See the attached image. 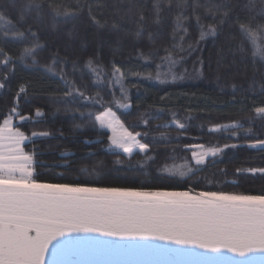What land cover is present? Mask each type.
Instances as JSON below:
<instances>
[{
	"label": "trees",
	"instance_id": "trees-1",
	"mask_svg": "<svg viewBox=\"0 0 264 264\" xmlns=\"http://www.w3.org/2000/svg\"><path fill=\"white\" fill-rule=\"evenodd\" d=\"M25 2L0 0V12L15 26L12 31H24L31 24L44 48L37 56L39 63L36 65L30 59L26 64L17 62L6 68L0 65V78L8 76L5 88L0 89V119L13 106L18 90L23 86L26 91L18 98L19 111L30 119L19 122L15 118L14 122L29 135L33 131L51 134L32 137V142L26 144V150L33 146L37 149L38 179L51 183L91 182L108 187L264 194V173L243 171L264 168V150L260 146L255 149L248 146L256 139L264 140V117L254 111L256 107L264 106V62L253 60L247 44L245 51L238 50L242 37L237 23L238 19L246 22L253 17V23H264V16L258 14L260 0H256L254 8L249 6L248 0H225L228 15L223 18L222 25L219 24L221 13H216L213 20L212 13L207 11L221 0H199V6L194 0H187L184 8L177 7L176 0H160L158 23L156 0H80L81 5H91V13L85 6L75 15L57 17L55 28L52 27L49 0H42V22L34 21V10L20 22L19 12ZM51 2L73 10L77 7V0ZM141 13L143 21L140 20ZM178 15L187 18L183 23L187 32L183 29L174 32ZM197 15L202 24L215 23L218 30L216 36L195 44L199 34ZM138 24L143 25L139 36L136 35ZM190 44L195 45L191 51L188 50ZM0 47L15 58L24 44L9 35L0 42ZM165 49L171 51L172 58L177 61L175 65L164 59L168 54ZM57 51L61 57H68L65 71L69 81L74 80L81 90L87 85L85 94L88 96L99 92L101 103L112 107L129 131L148 134L140 139L149 144L146 155L154 157L153 160L141 166L136 162L144 160L145 154L134 149L131 161L121 154L119 158L124 163H114L117 156L109 148L110 132L100 129L98 123L93 125L87 116L89 111L102 113L104 107L79 100L65 103L64 83L43 70L42 65L49 62L50 53ZM90 57L109 73L113 61L124 71V87L131 103L129 109L121 110L108 103L113 92L120 97L118 85H107L110 75L102 76V86H93L95 77L85 66ZM74 60L77 61L75 71L71 63ZM12 67L15 71L9 73ZM169 71L177 79L173 81L169 75L162 83L163 74ZM157 72L162 74L161 80L155 78ZM68 107L79 111H65ZM37 109L42 116L35 115ZM81 112L85 116L81 117ZM157 112L160 113L158 116ZM141 114L148 119L147 125H143ZM173 114L187 126L186 131L170 124ZM154 116L156 118H150ZM235 121L242 127L210 130L214 125ZM77 124L83 127H75ZM133 124L140 126L132 127ZM164 124L170 126L158 127ZM161 133L166 134L167 139L161 137ZM198 144L236 147L223 148L215 157L209 156L203 164L196 165L191 153ZM184 161H188L192 169L186 177L161 171L165 165ZM83 167L89 171L95 168L96 172L89 175L81 171ZM237 169L242 171L237 172Z\"/></svg>",
	"mask_w": 264,
	"mask_h": 264
},
{
	"label": "snow or ice",
	"instance_id": "snow-or-ice-1",
	"mask_svg": "<svg viewBox=\"0 0 264 264\" xmlns=\"http://www.w3.org/2000/svg\"><path fill=\"white\" fill-rule=\"evenodd\" d=\"M177 7L187 6V0H176ZM199 6V0H194ZM250 7H255L256 0H248ZM261 8L259 15L264 16V0H260ZM88 7L91 13V5H81L77 0L75 10L61 4H56L49 0L48 7L51 10L52 27L56 26V18L75 15L83 7ZM42 0H26L19 12V21L24 22L26 14L35 11L34 21L44 20ZM157 23L159 22L160 0H156ZM131 8H129V11ZM207 11L212 13L213 20L216 13H221L219 24L224 23L228 10L225 0L221 3L212 4ZM95 19V17H93ZM183 15H178L175 20L174 32L183 28ZM143 21V14H140ZM254 17L246 22L239 19V31L242 37L238 50L245 51V44L251 49L253 60L264 62V23H253ZM199 28L198 38L195 44L205 40L209 36H216L217 25L210 23L207 26L200 22V16H196ZM99 23V21H97ZM15 26L6 20L5 15L0 12V42L6 40L9 35L19 38L24 47L17 57H13L0 47V65L8 67L15 66L17 62L25 63L31 60L33 65L39 63L37 56L43 50L44 45L40 42L36 31H33L29 24L27 29L15 30ZM143 25L138 24L136 35L139 36ZM28 33L26 35L25 33ZM151 37V34H149ZM31 37V39H29ZM183 39V37H181ZM194 44L188 46L191 51ZM184 49L181 48V51ZM168 53L164 59L170 65L177 62L172 58V53ZM143 55V53H141ZM69 63L68 57H61L59 52L50 53L49 62L42 65L46 73L59 77L65 86L63 97L65 103L77 100L84 104L95 106L99 104L104 107V111L95 114L91 111L87 113L93 125H99L100 129H110L112 135L108 137L109 148L113 149V155L117 156L116 164H123L119 158L125 155L131 161L134 149L145 154L144 160L136 163L143 166L148 160L154 157L147 156L149 144L142 143L140 137H147V133L129 131L124 122L120 120L112 107L101 103L100 93L95 96H88L85 90H81L75 81H69L65 67ZM73 71L76 70L77 61H72ZM202 64V62H201ZM60 65V67H58ZM87 69L95 77L93 86L99 87L104 84L102 76H111L107 81L110 87L119 86L120 97L112 93V100L108 103L117 106L118 109L127 110L131 107L127 89L124 87L125 73L115 64L111 72H107L102 65L95 62L93 58L86 61ZM159 68V65L157 66ZM15 67L9 69V73H14ZM202 73V68L200 69ZM139 76L141 74L136 73ZM161 73L157 72L156 79L161 80ZM166 82L167 76H171L174 81L177 79L174 73L163 74ZM151 78V75H149ZM8 76L0 78V89H4ZM26 89L21 86L14 100L13 106L8 113L0 119V264H100V262L71 261L66 257L70 252H82L85 250L101 251L107 250L109 241H101L98 236L115 237L121 240H159L167 242L166 245H143L144 249L161 251L164 253L183 254L194 257H202L201 261H194L193 264H216L215 258L206 254L231 252L239 256L248 253H264V194H245L242 192L225 191H193V190H168L165 188H132V187H108L97 186L95 183H51L41 181L37 178L35 146L31 150H26V144L32 142V137H47L49 132L33 131L26 134L19 123L14 122L18 118L19 122H24L30 117L22 115L19 111L18 98ZM65 111H79L68 107ZM258 116L264 117V106L254 109ZM125 114H127L125 112ZM160 113L157 112V116ZM37 117L42 116V112L37 109ZM85 116L84 112L80 113ZM143 125L148 124V119L143 118ZM150 118H156L150 117ZM170 124H174L179 130L186 131L187 126L179 119H173ZM170 124L158 125V127H169ZM140 125L133 124L132 127ZM77 128L83 127L81 124L75 125ZM242 127L240 122L235 121L227 125H214L211 131L221 129ZM117 128L120 129L119 133ZM161 137L167 139L166 134L161 133ZM155 139V138H154ZM255 149L260 146L264 150V140L256 139L248 145ZM200 151H193L192 158L196 165H201L209 156L215 157L223 148L236 147V145H224L220 147H208L197 145ZM82 172L89 175L96 172L87 167L81 168ZM161 171L173 176L186 177L192 169L185 170L184 166L165 165ZM242 171L237 169V172ZM243 171L250 173H264V168H249ZM98 234V236L90 235ZM170 245H180L183 248H171ZM195 249L204 250L196 252ZM231 264H252L251 261L231 262Z\"/></svg>",
	"mask_w": 264,
	"mask_h": 264
},
{
	"label": "water",
	"instance_id": "water-1",
	"mask_svg": "<svg viewBox=\"0 0 264 264\" xmlns=\"http://www.w3.org/2000/svg\"><path fill=\"white\" fill-rule=\"evenodd\" d=\"M98 236V234H90ZM101 241L111 242L107 250L82 252H70L67 259L81 262H100V264H193L194 261L203 260L202 257H194L183 254L164 253L161 251L144 249L143 245H166L167 242L159 240H121L115 237L98 236ZM171 248H183L180 245H170ZM196 252L204 250L195 249ZM208 257L215 258L216 264H231V262L251 261L252 264H264V253L254 252L245 256L226 253H207Z\"/></svg>",
	"mask_w": 264,
	"mask_h": 264
},
{
	"label": "rangeland",
	"instance_id": "rangeland-1",
	"mask_svg": "<svg viewBox=\"0 0 264 264\" xmlns=\"http://www.w3.org/2000/svg\"><path fill=\"white\" fill-rule=\"evenodd\" d=\"M105 130H108V131L110 132V134L112 135V131H111L110 129L105 128ZM119 131H120V129L117 128V132H118V133H119ZM198 145H201V144H198ZM196 146H197V145H196ZM203 146H205V148H208V147H214V146H212V145H203ZM193 151H197V152H199L200 149L194 147V150H193ZM193 151H192V153H193ZM192 153H191V157H192ZM193 160H194V159H193ZM194 161H195V160H194ZM173 164H175V165H177V166H184V167H185V170H187V168L190 167L188 161L179 162V163H172V164H170V165H173ZM190 168H191V167H190Z\"/></svg>",
	"mask_w": 264,
	"mask_h": 264
}]
</instances>
